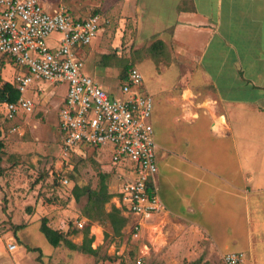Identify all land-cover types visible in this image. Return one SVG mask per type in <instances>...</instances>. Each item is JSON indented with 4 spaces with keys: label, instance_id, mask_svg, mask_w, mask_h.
Instances as JSON below:
<instances>
[{
    "label": "crops",
    "instance_id": "1",
    "mask_svg": "<svg viewBox=\"0 0 264 264\" xmlns=\"http://www.w3.org/2000/svg\"><path fill=\"white\" fill-rule=\"evenodd\" d=\"M103 5L130 15L181 70L167 113L155 105L151 116L161 130L154 183L163 213L215 249L238 245L264 264V0Z\"/></svg>",
    "mask_w": 264,
    "mask_h": 264
},
{
    "label": "rangeland",
    "instance_id": "2",
    "mask_svg": "<svg viewBox=\"0 0 264 264\" xmlns=\"http://www.w3.org/2000/svg\"><path fill=\"white\" fill-rule=\"evenodd\" d=\"M41 1L50 7H64L73 15L84 17L97 11L110 19L82 50L83 71L118 97L123 66L134 65L142 74L140 90L152 97V113L155 105L159 117L167 113L170 93L183 87L175 84L181 70L166 62L170 54L161 53L152 37L139 32L130 15L103 12L104 0ZM16 72L14 62L0 53V86L12 82ZM29 89L33 108L18 116L16 131L11 132L3 120L0 102V264H221L223 252L215 249L210 239L196 238L165 213L144 224L138 237H132L127 224L114 234L108 219L98 218V206L84 192L76 199L73 188L96 189L99 173H107V190L112 196L103 209L109 212L112 206L119 208L114 191L124 176L96 149L83 147L81 154L64 150L58 128L64 85L36 80ZM152 126L153 139L159 142V124ZM156 154L158 157V149ZM42 218L76 245L81 244L82 232L88 228L95 253L78 252L63 243L52 246L39 229ZM220 236L226 239L224 234ZM9 244L15 247L9 249ZM36 247L40 251L30 250ZM229 249L243 251L245 264L252 263L238 245Z\"/></svg>",
    "mask_w": 264,
    "mask_h": 264
},
{
    "label": "built area",
    "instance_id": "3",
    "mask_svg": "<svg viewBox=\"0 0 264 264\" xmlns=\"http://www.w3.org/2000/svg\"><path fill=\"white\" fill-rule=\"evenodd\" d=\"M106 23L109 20L100 12L83 17L64 7H46L41 0H0V53L17 67L11 83L18 91L16 100L1 102L2 116L9 130L16 131L18 116L32 111L27 93L34 81L64 85L58 110L62 146L79 154L83 147L96 149L120 171L125 179L114 197L128 218L129 233L138 237L144 224L164 212L154 183L153 100L140 90L142 74L134 66L118 97L83 71L80 50L89 46ZM221 260L223 264H245V253L229 250Z\"/></svg>",
    "mask_w": 264,
    "mask_h": 264
},
{
    "label": "trees",
    "instance_id": "4",
    "mask_svg": "<svg viewBox=\"0 0 264 264\" xmlns=\"http://www.w3.org/2000/svg\"><path fill=\"white\" fill-rule=\"evenodd\" d=\"M97 11H93L95 13ZM10 58V57H9ZM11 59V58H10ZM12 60V59H11ZM13 62V60H12ZM134 65H124L122 70V75L120 78V84L124 83L128 79V70ZM142 87V85L140 86ZM110 93V92H109ZM112 94V93H110ZM18 97V91L12 85L11 82H4L0 86V102L4 101H14ZM2 149V143L0 142V151ZM107 173H99L98 187L96 189H89L75 186L73 188L74 197L79 198V193L84 192L87 194L89 200L95 203L98 206L99 216L98 218H106L111 224L112 231L114 234H118L121 228L128 223V218L124 216L120 208L112 206L109 212H105L103 209L104 204L111 198L112 194L107 190L106 178ZM41 233L45 236L47 241L54 247L58 246L60 243H63L68 248L76 250L78 252L94 254L95 249L91 248V242L93 240V235L88 236V228L82 232V242L80 245H76L71 240H69L62 232L51 228L47 224V220L42 218L40 227ZM30 250H39V248H31Z\"/></svg>",
    "mask_w": 264,
    "mask_h": 264
}]
</instances>
